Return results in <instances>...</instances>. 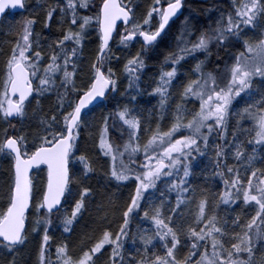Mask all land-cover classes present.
Segmentation results:
<instances>
[{
  "label": "snow or ice",
  "instance_id": "6c2138e0",
  "mask_svg": "<svg viewBox=\"0 0 264 264\" xmlns=\"http://www.w3.org/2000/svg\"><path fill=\"white\" fill-rule=\"evenodd\" d=\"M184 6L185 0H151L147 10L136 0H0V264H264V168L255 166L264 163L258 152L264 148V0H231V10L207 30L184 17L174 45L160 52ZM17 11L27 15L5 20ZM53 21L59 35L45 37ZM90 43L95 47L88 49ZM153 55L162 59L145 100L141 79ZM189 58L195 63L185 68ZM157 97L152 108L139 107ZM245 97L249 102L237 108ZM245 119L251 128L243 127ZM82 133L99 155H87ZM245 133L252 136L250 153L239 139ZM210 151L212 178L224 190L202 189L185 226L182 209L196 195L189 178ZM96 164L109 165L103 191L89 183ZM41 166L47 176L38 187L31 174ZM129 181L134 191L120 207L110 186ZM238 202L254 214L231 215ZM93 212L102 213L94 223L115 228L97 232L85 221ZM137 216L151 231L132 232ZM56 228L63 238L53 245ZM33 240L39 241L34 258L26 257Z\"/></svg>",
  "mask_w": 264,
  "mask_h": 264
},
{
  "label": "trees",
  "instance_id": "16d2710c",
  "mask_svg": "<svg viewBox=\"0 0 264 264\" xmlns=\"http://www.w3.org/2000/svg\"><path fill=\"white\" fill-rule=\"evenodd\" d=\"M41 3H48L51 4L52 0H40ZM98 2V0H97ZM137 4L141 5L142 9L147 10V8L149 7V5L151 4V0H136ZM231 10V0H186L185 1V6H184V15L183 17L175 22L174 24H172L171 29L168 31V34L164 37L161 45H160V52H164L166 51L168 48L172 47L174 45V38L177 35V31L180 27L179 24H181V21L183 20L184 17H189L192 21L193 24L196 25L197 29H201V30H207L209 28V26H215V21L216 19H218L219 15L221 12H227ZM24 15H27V13H8L5 16V20L8 21H17L19 19H21ZM42 30L41 25H37L36 26V31L40 32ZM199 32H197L194 36V39L196 38V35H198ZM43 35L45 37H49V38H53L55 36L59 35V31H58V26L56 25L55 21H53L51 23V31H49L48 29H43ZM95 45L94 44H88L87 48H94ZM238 47V46H237ZM139 49V44H136L134 48H132V53L134 54L137 50ZM213 53L216 52V48L213 46ZM232 51L235 50V48L231 49ZM220 55L224 57L225 60L229 59V53L225 52L223 49H220ZM85 54H87V49L85 50ZM118 55H120L121 53H117ZM124 55H127V53H125ZM197 58L199 59H203V55L202 54H197ZM162 59V57L157 56V55H153L152 59L149 61V68L146 70L145 74L142 76L141 79V88H143L145 90V96L144 99L147 100L149 99V97L147 96V92H151L152 88L155 87L154 84V78H158V72H159V62ZM212 61L215 63H220L221 65L223 64V61H216V57L215 55L212 56ZM3 60L4 57L0 56V68H2L3 65ZM195 60L192 58H189L188 64L185 65V68H187L189 65L194 64ZM212 65H209V67H211ZM122 67L121 65H117L116 66V70H117V75L120 77V92H123L125 87L127 86V79L126 77L123 75V73L119 70ZM182 80L186 81V77H182ZM257 84L259 83V81L256 82ZM180 89H174V92H178ZM258 98V96H257ZM54 99V98H53ZM117 99H120L121 102L124 101V97H120L118 96ZM158 102V97L156 99H152L151 100V104H141L139 107L143 108V109H149L152 108L154 105H156ZM249 102L248 98L245 97L244 100H241L239 104L236 105L237 108H241L243 106H245V104ZM47 103L45 104V108L47 109ZM111 107V105H110ZM192 107V106H190ZM29 112H31V109H29ZM146 114V112H145ZM97 115H99V113H97ZM15 123V121H13ZM235 122L233 121V124ZM243 127L244 128H251L253 125V122L250 120L245 119L243 122ZM232 126L230 125L229 127V139H231V132H232ZM254 135V133H253ZM92 136L93 139L96 140V143L98 144V139H96L97 137V133L95 132V130H93L92 132ZM88 137V133H82V147H84V140H87ZM252 136L248 135L247 133L242 134L239 136L240 140H244L245 141V149L246 152L250 153L251 149L253 147V145L251 144H247V140L251 139ZM143 142V141H142ZM117 143H120V141L117 139ZM87 155L92 157V156H97L99 155L98 152V148L93 146V140H87ZM259 154L264 155V148H259L258 149ZM214 153L213 152H209L208 155L204 156V157H199L197 159V161L195 162V167H194V172L193 175L189 178V182L192 185L193 188H195L196 190V195H195V200H193L192 202H190L187 207L183 208V212H184V220L183 223L185 226H187L188 224L192 223V219H193V215L196 212V201H198V199L200 198V193L202 189H211V191L215 192V193H220L224 190L222 181L216 177V178H212V173L214 172ZM229 164H233L235 163L233 160L229 159L228 160ZM96 172L93 174L94 178L91 179L89 181L90 185L94 188V189H99L101 191L104 190V185L107 183V181L105 180V176L104 173L105 171L109 168L108 164H105L103 168L100 167L99 164H96ZM256 167H260V168H264V163L262 162H257V164L255 165ZM43 169V171H35L32 175L33 180L36 182L37 186H41L44 185L46 183V176H47V170L46 167L43 166L41 167ZM250 175V173H248ZM209 177L207 180L205 179V177ZM0 182H2V171H0ZM4 191V189L0 188V200H2V192ZM110 191L113 193V198L115 199L117 205H119L120 207H123V205L125 204V202L128 200V196L129 194L134 191V184L132 181H129L127 183L126 187H120V188H115L113 186H110ZM156 196H158V193L156 194ZM175 198H176V193H171L169 200L171 202V204L174 206L175 204ZM156 203H159V200H156ZM224 207L223 205H221V215H223L224 212ZM235 209V212L230 213L231 215H234L236 213H240L241 215L245 216V217H250V215L254 214L253 208L252 206H242L241 203L238 202L237 205L233 206ZM89 208L92 209L93 205H89ZM97 215H102V213H96L93 212V215L91 217L89 216H85V221H87V223L91 226L97 229V232L104 226H108L111 228H115V223H113L112 225H102L99 222H95L94 223V217H96ZM142 215V213L140 214ZM109 218L111 219L112 216L110 214ZM115 221L117 223L122 222L121 221V215L119 211L115 212ZM58 223V222H57ZM84 222H82L83 225ZM138 228L141 229H148L149 231H151L152 229V225L150 224L149 221H141L139 219V216H137V218L133 221L132 224V232H136L138 230ZM80 232V226L77 227V233ZM51 235L53 236V245H55L56 243H58L62 238H59V236H61V230L56 228L53 229L51 231ZM75 239V238H74ZM39 241L38 240H33L31 242V244L29 246H27L28 248L24 251V255L27 257L29 255V253L33 254V258H34V253L35 250L37 248ZM156 243V248L158 251H162L159 248V242H155ZM126 249L128 251H134L133 246L129 243L126 245ZM52 251L54 252V247L52 249Z\"/></svg>",
  "mask_w": 264,
  "mask_h": 264
},
{
  "label": "water",
  "instance_id": "95a60500",
  "mask_svg": "<svg viewBox=\"0 0 264 264\" xmlns=\"http://www.w3.org/2000/svg\"><path fill=\"white\" fill-rule=\"evenodd\" d=\"M185 1H186V0H185ZM182 12H183V15H184V12H185V11H184V8L182 9ZM12 13L18 14V13H22V12L17 11V12H12ZM5 16H6V15H5ZM182 17H183V16H181V18H182ZM181 18H180V19H181ZM180 19H179V20H180ZM179 20H175V22H177V21H179ZM41 167H43V166H41ZM45 167H46V166H45ZM35 171H36V170H34L33 173H34ZM33 173H32L31 175H33Z\"/></svg>",
  "mask_w": 264,
  "mask_h": 264
},
{
  "label": "rangeland",
  "instance_id": "374dc122",
  "mask_svg": "<svg viewBox=\"0 0 264 264\" xmlns=\"http://www.w3.org/2000/svg\"><path fill=\"white\" fill-rule=\"evenodd\" d=\"M186 17H187V16H186ZM183 19H184V18H183ZM179 25H180V24H179ZM194 37H195V36L192 37L193 40H194ZM190 106H192V105H189V107H190ZM197 107H198V103H197ZM59 238H62V236H59L58 239H59ZM30 239H31V237H30ZM30 244H31V243H29V245H30ZM29 245H28V246H29ZM27 248H28V247H27ZM53 259H54V257H53Z\"/></svg>",
  "mask_w": 264,
  "mask_h": 264
}]
</instances>
